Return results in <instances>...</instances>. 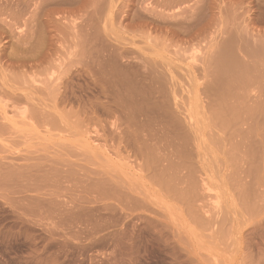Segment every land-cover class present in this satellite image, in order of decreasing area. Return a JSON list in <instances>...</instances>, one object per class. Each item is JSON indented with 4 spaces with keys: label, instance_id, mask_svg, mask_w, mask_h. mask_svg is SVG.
I'll return each instance as SVG.
<instances>
[{
    "label": "rangeland",
    "instance_id": "obj_1",
    "mask_svg": "<svg viewBox=\"0 0 264 264\" xmlns=\"http://www.w3.org/2000/svg\"><path fill=\"white\" fill-rule=\"evenodd\" d=\"M45 1L0 0V264H264V0Z\"/></svg>",
    "mask_w": 264,
    "mask_h": 264
},
{
    "label": "bare ground",
    "instance_id": "obj_2",
    "mask_svg": "<svg viewBox=\"0 0 264 264\" xmlns=\"http://www.w3.org/2000/svg\"><path fill=\"white\" fill-rule=\"evenodd\" d=\"M44 1H45V0H44ZM46 1H47V0H46ZM46 1H45V2H46ZM55 1H56V0H55ZM59 2H60V1H59ZM77 2H78V1H77ZM80 3H81V2H80ZM90 3H92V1H90ZM38 4H39V3H38ZM47 4H49V3H47ZM45 5H46V4H45ZM64 5H65V4H64ZM83 5H84V4H83ZM37 6H38V5H37ZM41 6H42V5H41ZM55 6H56V5H55ZM56 7H57V6H56ZM75 9H76V8H75ZM53 10H54V9H53ZM62 10H63V8H62ZM81 10H82V9H81ZM49 11H50V10H49ZM49 11H48V12H49ZM51 11H52V10H51ZM58 11H59V10H58ZM63 11H64V10H63ZM36 16H37V15H36ZM48 16H49V15H48ZM94 47H95V46H94ZM88 50H89V49H88ZM238 51H239V50H238ZM97 52H98V51H97ZM239 52H240V51H239ZM220 56H222V55H220ZM222 57H223V56H222ZM222 57H221V58H222ZM94 58H95V57H94ZM257 59H258V58H257ZM225 60H226V59H225ZM89 61H90V60H89ZM222 61L224 62V59H223ZM222 61H221V62H222ZM90 62H91V61H90ZM90 62H89V64H91ZM228 62H229V61H228ZM225 63H226V61H225ZM219 64H220V63H219ZM230 64H231V63H230ZM95 66H96V65H95ZM227 66H228V65H227ZM232 66H233V65H232ZM225 67H226V66H225ZM221 68H223V67H221ZM231 68H233V67H231ZM258 69H259V68H258ZM147 70H148V69H147ZM150 71H151V70H150ZM150 71H149V72H150ZM152 71H153V70H152ZM224 71H225V70H224ZM249 71H250V70H249ZM251 71H252V70H251ZM260 71H261V70H260ZM228 72H229V71H228ZM140 73H141V72H140ZM145 73H146V72H145ZM152 73H153V72H152ZM246 73H247V72H246ZM223 74H224V73H223ZM226 74H227V72H226ZM226 74H225V75H226ZM236 74H237V73H236ZM242 74H243V73H242ZM248 74H249V73H248ZM250 74H251V73H250ZM151 75H152V74H151ZM244 75H245V74H243V76H244ZM261 75H263V74H261ZM261 75H260V76H261ZM136 76H137V75H136ZM141 76H142V75H141ZM148 76H149V75H148ZM124 77H125V76H124ZM124 77H123V78H124ZM128 77H129V76H128ZM134 77H135V76H134ZM223 77H224V76H223ZM251 77H252V75H251ZM129 78H130V77H129ZM144 78H145V77H144ZM150 78H151V77H150ZM153 78H154V77H153ZM231 78H232V77H231ZM239 78H240V77H239ZM245 78H248V77H245ZM233 79H234V78H233ZM240 79H241V78H240ZM243 79H244V78H243ZM120 80H121V79H120ZM231 80H232V79H231ZM231 80H230V81H231ZM234 80H235V79H234ZM262 80H263V79H262ZM122 81H123V80H122ZM124 81H125V80H124ZM131 81H132V80H131ZM149 81H150V79H149ZM243 81H244V80H243ZM259 81H260V80H259ZM259 81H258V82H259ZM101 82H102V81H101ZM113 82H114V81H113ZM129 82H130V81H129ZM227 82H228V81H226V83H227ZM232 82H234V81H232ZM239 82H240V81H239ZM99 83H100V82H99ZM152 83H153V82H152ZM154 83H155V82H154ZM230 83H231V82H230ZM249 83H250V82H249ZM261 83H262V82H261ZM241 84H242V83H241ZM230 85H231V84H230ZM232 85H233V87H234V84H232ZM232 85H231V86H232ZM109 86H110V85H109ZM237 86H238V85H237ZM241 86H242V85H241ZM219 87H220V86H219ZM227 87H229V86H227ZM238 87H239V86H238ZM244 87L246 88L247 86H244ZM113 88H114V87H113ZM221 88H222V87H221ZM240 88H241V87H240ZM225 89H226V88H225ZM230 89H231V88H230ZM115 90H116V89H115ZM231 90H233V89H231ZM236 90H237V89H236ZM245 90H246V89H245ZM218 91H219V90H218ZM228 91H229V88H228ZM228 91H227V92H228ZM239 91H240V90H239ZM241 91H242V90H241ZM220 92H221V91H220ZM224 93H225V91H224ZM231 93H233V92H231ZM239 93H240V92H238V94H239ZM160 94H161V93H160ZM225 94H226V93H225ZM217 95H218V94H217ZM221 95H222V94H221ZM228 95H229V94H228ZM228 95H227V96H228ZM235 95H236V94H235ZM153 96H154V95H153ZM215 96H216V95H215ZM225 96H226V95H225ZM137 97H138V96H137ZM228 97H229V96H228ZM231 97H232V96H231ZM225 98H226V97H225ZM232 98H233V97H232ZM144 99H145V98H144ZM162 99H163V98H162ZM218 99H219V98H218ZM218 99H217V100H218ZM229 99H230V98H229ZM240 99H241V98H240ZM242 99H244V97H243ZM212 100H213V98H212ZM230 100H231V99H230ZM230 100H229V101H230ZM220 101L222 102V100H220ZM232 101H233V99H232ZM209 102H210V101H209ZM221 102H219V103H221ZM226 102H227V100H226ZM224 103H225V102H224ZM238 103H240V102H238ZM217 104H218V103H217ZM234 104H235V102H234ZM212 105H213V103H212ZM239 105H240V106H243V105H241V103H240ZM239 105H238V106H239ZM217 106H218V105H217ZM221 106H222V104H221ZM224 106H225V105H224ZM224 106H223V107H224ZM233 106H234V105H233ZM235 106H236V105H235ZM235 106H234V107H235ZM219 107H220V106H219ZM214 108H216V107H214ZM224 108H225V107H224ZM239 108H240V107H238V109H239ZM229 109H230V108H228V110H229ZM114 110H115V109H114ZM212 110H213V109H212ZM214 110H215V109H214ZM231 110H232V108H231ZM164 111H165V110H164ZM176 111H177V110H176ZM178 111H179V110H178ZM222 111H225V110H222ZM241 111H242V110H241ZM246 111H247V110H246ZM246 111H245V112H246ZM159 112H161V111H159ZM159 112H158V113H159ZM179 112H180V111H179ZM219 112H220V111H219ZM229 112H230V111H229ZM235 112H236V111H235ZM239 112H240V111H239ZM112 113H113V112H112ZM112 113H111V114H112ZM222 113H223V112H222ZM222 113H221V114H222ZM227 113H228V112H227ZM248 113H249V112H248ZM164 114H165V113L163 112V116H164ZM166 114H168V113L166 112ZM172 114H176V113L173 112ZM188 114H189V113H188ZM228 114H229V113H228ZM233 114H234V113H233ZM150 115H151V114H150ZM156 115H157V114H156ZM169 115H170V114H169ZM169 115H167V116L165 115V116H166V117H169ZM190 115H191V114H190ZM209 115H210L209 117L211 118V114H209ZM212 115H213V114H212ZM229 115H230V114H229ZM237 115H238V114H237ZM239 115H240V114H239ZM244 115H245V114H244ZM159 116H162V113L159 114ZM163 116H162V117H163ZM165 116H164L163 118H165ZM171 116H173V115H171ZM222 116H223V114H222ZM242 116H243V115H242ZM153 117H154V116H153ZM162 117H161V118H162ZM191 117H192V116H191ZM209 117H208V119H209ZM231 117H232V116H231ZM245 117H246V116H245ZM155 118H157V117H155ZM170 118H171V120H173L172 117H170ZM174 118H175V116H174ZM189 118H190V116H189ZM206 118H207V117H206ZM216 118H218V117H216ZM221 118H222V117H221ZM221 118H220V119H221ZM227 118H228V115H227ZM235 118H236V117H235ZM238 118H240V117H238ZM159 119H160V118H159ZM159 119H158V121H159ZM165 119H167V118H165ZM208 119H207V120H208ZM241 119H242V118H241ZM241 119H240V120H241ZM147 120H148V119H147ZM155 120H156V119H155ZM191 120H192V118H191ZM215 120H217V119H215ZM215 120H214V121H215ZM222 120H223V119H222ZM227 120H228V119H227ZM156 121H157V120H156ZM161 121H162V120H161ZM169 121H170V120H169ZM208 121H209V120H208ZM231 121H232V120H231ZM241 121H243V120H241ZM165 122H166V120H165ZM173 122H175V121H173ZM177 122H179V121H177ZM209 122H210L211 124H210ZM209 122H208L209 124H208V123H207V124H208L209 127L211 126V130H210V132H211V131L213 130L212 126L215 125V127H216V124H213V123H214V122H213V118H212V121L210 120ZM216 122H217V121H216ZM223 122H226V121L223 120ZM236 122H238V121H236ZM175 123H176V122H175ZM196 123H198V122H196ZM196 123H195L194 125H196ZM228 123H230V122H227V124H228ZM233 123H235V122H233ZM233 123H231V125H232ZM132 124H133V123H132ZM164 124H165V123H164ZM168 124H169V122H168ZM207 124H206V125H207ZM212 124H213V125H212ZM218 124H219V123H218ZM237 124H238V123H237ZM235 125H236V124H235ZM235 125H234V126H235ZM170 126H171V125H170ZM173 126H175L174 123H173ZM173 126L171 127L172 129H173ZM180 126H181V125H180ZM180 126H179V127H180ZM208 126H206V127L208 128ZM219 126H220L222 129L225 128V127L223 128L221 125H219ZM219 126H218V127H219ZM236 126H238V125H236ZM236 126H235V127H236ZM127 127H128V126H127ZM130 127H131V126H130ZM136 127H138V126H136ZM152 127H153V126H152ZM164 127H165V125H164ZM213 127H214V126H213ZM215 127H214V130L218 129V127H216V129H215ZM220 127H219V129H220ZM231 127H232V126H231ZM159 128H160V127H159ZM175 128H177V125L175 126ZM197 128H198V127H197ZM203 128H204V127H203ZM226 128H227V127H226ZM126 129H127V128H126ZM128 129H129V128H128ZM150 129H151V127H150ZM162 129H163V128H162ZM167 129H168V128H167ZM172 129H170V130H172ZM177 129H181V128H177ZM209 129H210V128H209ZM219 129H218V131L221 132L222 130L220 129V130H221V131H220ZM227 129H228V128H227ZM165 130H166V127H165ZM165 130H164V131H165ZM173 130H174V129H173ZM173 130H172L171 132H173ZM199 130H200V129H199ZM199 130L193 128V132H194L195 134L198 135V137H197L196 140H195V141H196V142H195V143H196V147H197V148H196V147H195V148H196L197 150H198V148L201 147V144H202V140H201L202 138L200 139V133H201V132H200ZM203 130H204V129H203ZM203 130L201 129L202 132H204ZM205 130L208 131V129H206V128H205ZM133 131H134V130H133ZM136 131H137V130H136ZM148 131H149V130H148ZM155 131H157V130H155ZM158 131H159V130H158ZM162 131H163V130H162ZM167 131H168V130H166V132H167ZM177 131H178V130H177ZM180 131H181V130H180ZM223 131H224V130H223ZM225 131H226V130H225ZM227 131H228V130H227ZM227 131H226V133H227ZM127 132H128V131H127ZM131 132H132V131H131ZM145 132H147V131H145ZM150 132H151V131H150ZM152 132H153V131H152ZM171 132H170V133H171ZM191 132H192V131H191ZM139 133H140V132H139ZM154 133H156V132H154ZM154 133H152V134H154ZM164 133H165V132H164ZM168 133H169V131H168ZM204 133H205V132H204ZM211 133H212V132H211ZM224 133H225V132H224ZM137 134H138V133H137ZM149 134H150V133H149ZM149 134H148V135H149ZM157 134H158V133H157ZM159 134H160V133H159ZM165 134H166V133H165ZM171 134H175V131H174V133H171ZM171 134H170V135H171ZM179 134H181V133H179ZM192 134H193V133H192ZM201 134L203 135V133H201ZM213 134H214V133H213ZM221 134H222V133H221ZM228 134H229V133H228ZM138 135H139V134H138ZM162 135H163V134H162ZM181 135H182V134H181ZM183 135H185V133H184ZM206 135H210V134L206 133ZM211 135H212V134H211ZM211 135H210V136H211ZM141 136H142V133H141ZM166 136L169 137L168 134H167ZM171 136H172V135H171ZM179 136H180V135H179ZM210 136H209V137H210ZM213 136H214V135H213ZM216 136H218V135H216ZM222 136H223V135H222ZM231 136H232V135H231ZM133 137H134V136H133ZM145 137H146V136H145ZM145 137H143V138H145ZM148 137L150 138V135H149ZM148 137H147V138H148ZM156 137H157V136H156ZM160 137L162 138V136H160ZM160 137H159V138H160ZM163 137H164V135H163ZM167 137H166V138H167ZM174 137H175V136H174ZM177 137H178V136H177ZM190 137H191V136H190ZM223 137H228V136H223ZM143 138L141 137V140H142V141L144 140ZM161 138H160V140H161ZM166 138H165V139H166ZM182 138H183V137H182ZM187 138H188V137H187ZM203 138H205V136H203ZM207 138H208V137H207ZM230 138H231V137H230ZM154 139H155V138H154ZM163 139H164V138H163ZM165 139H164V140H165ZM168 139L173 140L171 137H169ZM174 139H175V138H174ZM176 139H177V138H176ZM178 139H179V138H178ZM185 139H186V138H185ZM194 139H195V138H194ZM199 139H200L201 141H200ZM217 139H218V138H217ZM227 139H228V138H227ZM136 140H137V139H136ZM146 140H147V139H146ZM150 140H151V139H150ZM152 140H153V139H152ZM182 140H183V139H182ZM203 140H204V139H203ZM205 140H206V139H205ZM209 140H210V139H209ZM212 140H213V138H212ZM157 141H158V140H157ZM161 141H163V140H161ZM166 141H167V140H166ZM166 141H165V142H166ZM174 141L176 142V140H173V142H174ZM185 141H186V140H185ZM216 141H218V140H216ZM230 141H231V140H230ZM134 142H135V141H134ZM134 142H133V143H134ZM140 142H141V141H140ZM146 142H147V141H146ZM146 142H144V143H146ZM155 142H156V140H155ZM168 142H169V141H168ZM170 142H172V141H170ZM170 142H169V144H171ZM175 142H174V143H175ZM179 142H180V141H179ZM183 142H184V141H183ZM187 142H188V141H187ZM189 142H191V141H189ZM200 142H201V143H200ZM207 142H208V141H207ZM210 142H211V140H210ZM138 143H139V141H138ZM142 143H143V142H142ZM159 143H161V142H159ZM204 143H205V142H204ZM214 143H215V142H214ZM148 144H150V143H148ZM156 144H158V143H156ZM169 144H168V145H169ZM205 144H206V143H205ZM215 144L217 145V142H216ZM215 144H214V145H215ZM138 145H139V144H138ZM143 145H145V144H142V149H143ZM154 145H155V144H154V140H153V147H154ZM158 145H159V147H160V144H158ZM171 145H172V144H171ZM177 145H178V143H177ZM180 145H182V144H180ZM188 145H189V144H188ZM216 145H215V146H216ZM139 146H140V145H139ZM149 146L152 148L151 145H149ZM155 146H157V145H155ZM163 146H164V145H163ZM173 146H175V145H172V147H173ZM182 146H183V145H182ZM194 146H195V145H194ZM199 146H200V147H199ZM202 146H203V145H202ZM211 146H212V145H211ZM136 147H137V146H136ZM169 147H171V146H169ZM169 147H168V148H169ZM172 147H171V148H172ZM154 148H155V147H154ZM157 148H158V147H157ZM157 148H155L154 150H156ZM162 148H163V147H162ZM162 148H161V149H162ZM178 148H179V146H178ZM183 148H184V147H183ZM185 148H186V147H185ZM201 148H202V147H201ZM201 148H200V149H201ZM203 148H204V147H203ZM137 149H139V148H136V150H137ZM161 149H159V150H161ZM169 149H170V148H169ZM169 149H168V150H169ZM179 149H181V148H179ZM125 150H126V148H125ZM144 150H145V148H144ZM144 150H143V151H144ZM148 150H149V147H148ZM152 150H153V149H152ZM165 150H166V148L164 147V150H163V151H165ZM174 150H175V148H174ZM202 150H203V149H202ZM140 151H141V150H140ZM149 151H151V150H149ZM161 151H162V150H161ZM181 151H184V150H181ZM198 151H200V150H198ZM134 152H135V151H134ZM144 152H145V151H144ZM156 152H158V150H157ZM166 152H167V151H166ZM170 152H171V151H170ZM172 152H173V151H172ZM172 152H171V153H172ZM174 152H175V151H174ZM206 152H207V151H206ZM141 153H142V151H141ZM149 153H150V152H149ZM158 153H159V152H158ZM162 153H163V152H162ZM175 153H176V152H175ZM178 153H179V152H178ZM183 153H185V152H182V154H183ZM187 153H188V152H187ZM199 153H200V152H199ZM145 154H146V153H145ZM145 154H143V156H144ZM150 154H151V153H150ZM150 154H149V156L151 157ZM154 154H155V153H154ZM159 154H160V153H159ZM164 154L166 155V153H164ZM167 154H168V152H167ZM172 154H173V153H172ZM190 154H191V153H190ZM155 155H156V154H155ZM168 155H170V153H169ZM188 155H189V153H188ZM202 155H203V154H202ZM205 155H206V154H205ZM118 156H119V155H118ZM138 156L140 157L139 152H138ZM141 156H142V155H141ZM149 156H148V157H149ZM158 156H159V155H158ZM158 156H157V157H158ZM198 156H199V155H198ZM152 157H153V158H149L150 160L153 159V160H151V161H155L156 159L159 158V157L156 158V156H155V158H156V159H155V158H154V155H153ZM160 157H161V156H160ZM173 157H174V156H173ZM179 157H180V156H179ZM187 157H188V156H187ZM118 158H119V157H118ZM122 158H123V157H122ZM134 158L136 159V157H134ZM144 158H146V155H145ZM161 158H162V157H161ZM163 158H165L164 155H163ZM163 158H162V159H163ZM166 158H167V156H166ZM166 158H165V159H166ZM175 158H176V157H175ZM177 158H178V157H177ZM184 158H185V157H184ZM203 158H204V156H203ZM205 158H206V156H205ZM137 159H138V158H137ZM141 159H142V157H141ZM170 159H171V158H170ZM178 159H179V160H182L183 158L181 159V157H180V158H178ZM178 159H177V161H178ZM119 160H120V159H119ZM144 160H146V159H144ZM144 160H143V162H144ZM175 160H176V159H175ZM175 160H174V161H175ZM184 160H185V159H184ZM165 161H166V160H165ZM167 161H168V160H167ZM171 161H172V160H171ZM145 162H146V161H145ZM147 162L149 163L150 161H147ZM155 162H156V161H155ZM172 162H173V161H172ZM185 162H186V160H185ZM206 162H207V161H206ZM148 163H147V166H148ZM150 163H151V162H150ZM150 163H149V165H151ZM153 163H154V162H153ZM157 163H159V161H158ZM157 163H156V165H158ZM160 163H161V162H160ZM163 163H164V162H163ZM168 163H169V162H168ZM142 164H144V163H142ZM169 164H170V163H169ZM175 164H176V162H175ZM187 164H188V163H187ZM206 164H207V163H206ZM132 165H133V164H132ZM145 165H146V164H145ZM152 165H153V164H152ZM152 165H151V166H152ZM165 165H166V164H165ZM171 165H172V163H171ZM188 165H190V164H188ZM208 165H210V163H209ZM136 166H137V165H136ZM142 166H143V165H142ZM191 166H192V165H191ZM121 167H122V166H121ZM139 167H140V166H139ZM153 167H155V164H154ZM157 167H158V166H157ZM159 167H160V166H159ZM165 167H166V166H165ZM175 167H177V166L175 165ZM175 167H174V168H175ZM186 167H187V165H186ZM186 167H184V168H186ZM140 168H141V167H140ZM160 168H161V167H160ZM160 168H159V169H160ZM166 168H167V167H166ZM178 168H179V167H178ZM180 168H181V167H180ZM180 168H179V169H180ZM182 168H183V167H182ZM182 168H181V169H182ZM192 168H194V166H193ZM192 168H191V169H192ZM130 169H131V168H130ZM142 169H143V167L140 169L141 172H142ZM148 169H152V168H149V167H148ZM157 169H158V168H157ZM169 169H170V168H169ZM169 169L167 170V173H168V171H170ZM153 170H155V169H153ZM171 170H173V169L171 168ZM176 170H177V169H176ZM146 171H148V170H146ZM149 171H150V170H149ZM149 171H148V172H149ZM157 171H158V170H157ZM160 171H161V170H160ZM160 171H159V172H160ZM173 171H175V170H173ZM187 171H188V168H187ZM201 171H202V170H201ZM203 171H205V170H203ZM143 172L146 173V172L144 171V169H143ZM151 172H153V171H151ZM159 172H158V173H159ZM170 172H171V171H170ZM175 172H176V171H175ZM175 172H174V173H175ZM177 172H179V171H177ZM189 172H190V171H189ZM191 172H193V171H191ZM194 172H195V171H194ZM198 172H199V171H198ZM205 172H206V171H205ZM208 172H209V171H208ZM211 172H212V171H211ZM154 173H155V172H154ZM181 173H182V172H181ZM185 173H186V172H185ZM206 173H207V172H206ZM146 174H147V173H146ZM150 174H151V173H150ZM155 174H157V173H155ZM155 174H151V175H149V176H150L149 178H151L152 175L155 176ZM162 174H163V173H162ZM162 174H161V175H162ZM188 174H189V173H188ZM191 174H192V173H191ZM204 174H205V173H204ZM127 175H128V174H127ZM161 175H159V176H160V179L162 178ZM168 175H169V174H168ZM168 175H167L166 177H168ZM182 175H183V174H182ZM182 175H181V177H182ZM185 175H187V174H184V176H185ZM189 175H190V174H189ZM193 175H194V173H193ZM207 175H209V174H207ZM139 176H140V175H139ZM144 176H145V175H144ZM146 176H147V175H146ZM154 176H153V177H154ZM164 176H165V174H163V178H164ZM177 176H179V175H177ZM153 177H152V178H153ZM170 177H171V176L168 177L169 179L166 178L167 180H166V179L163 180V183H164V181H168V180H169V183L167 182V183H168V184H167V188H169V187L171 186V185H169V184H172V183H170V181L173 182V181L176 180L175 178H173L174 180H173V179L170 180V179H171ZM172 177H173V174H172ZM175 177H176V176H175ZM181 177H180V178H181ZM185 177H187V176H185ZM189 177H191V176H189ZM209 177H210V176H209ZM121 178H122V177H121ZM121 178H120V179H121ZM154 178L157 179L158 177H154ZM154 178H153V179H154ZM193 178H195V177H193ZM117 179H118V178H117ZM156 179H155V181H156ZM160 179L158 178L157 181H160ZM181 179H182V178H181ZM184 179H187V178H184ZM184 179H183V181H184ZM190 179H191V178H190ZM161 180H162V179H161ZM192 180H193V179H192ZM203 180H204V179H203ZM119 181L121 182V180H119ZM176 181H177V180H176ZM180 181H181V180H180ZM180 181H179V182H180ZM205 181H206V180H205ZM123 182H124V181H123ZM151 182L153 183L151 186L155 185V184H154V180L151 181ZM160 182H161V181H160ZM179 182H178V184H179ZM118 183H119V182H118ZM155 183H158V182H155ZM161 183H162V182H161ZM161 183L158 184V185L161 186ZM173 183H174V182H173ZM123 184H125V183H123ZM128 184H129V183H128ZM187 184H188V183H187ZM119 185H120V184H119ZM156 185H157V184H156ZM156 185H155V186H156ZM163 185H164V184H162V186H163ZM165 185H166V184H165ZM168 185H169V186H168ZM176 185H177V183H176ZM183 185H184V183L181 184L182 187H183ZM191 185H192V184H191ZM191 185H187V186H191ZM205 185H207V183H204V184L202 183V186H203L204 188L206 187ZM124 186H125V185H124ZM160 186H158L157 189H159ZM178 186H180V184H179ZM187 186L185 185V187H187ZM193 186H194V183H193ZM193 186L191 187V189L193 188ZM153 187H154V186H153ZM165 187H166V186H165ZM171 187L173 188V190H172ZM171 187H170V188H171V189H170V192H168L169 189H167V188H165L166 191H165L164 188H163L164 191L161 190V191H163V192H168V193L166 194L168 199H169L168 195L171 194V193L173 194V197H170V200H169V201H173V202H174L175 197H177L178 199L180 198L179 200L176 199V200L180 201V200H182V197L185 198V195H186L187 197H189V200H190V199H192V196H195V195L193 194V189L191 190L190 187H189V189H190L189 191H190V192H187V191H188V190H187L188 187H187V189H186V188H183V189H186V190H187V191H186V190H185V191L189 194V196H188V194L185 193L184 191H183V195H182V191H181V190H180L181 194H179V192H178V188H176L177 186H176V187L171 186ZM207 187H208V186H207ZM207 187H206L207 190H206V189H204V190L209 191ZM129 188H130V187H129ZM174 188H175L176 190H175ZM198 188H199V187H198ZM117 189H118V188H117ZM117 189H116V190H117ZM121 189H122V188H121ZM131 189H132V188H131ZM133 189H134V188H133ZM157 189L155 188V190H157ZM161 189H162V187H161ZM119 190H120V189H119ZM151 190H154V189H151ZM159 190H160V189H159ZM167 190H168V191H167ZM197 190H198V189H197ZM126 191H127V190H126ZM129 191H130V189H129ZM161 191H160V193H162ZM191 191H192V192H191ZM202 191H203V190H202V188H201V191H200L201 194H203ZM206 191H204V192L206 193L205 195H207V192H206ZM156 192H157V191H156ZM156 192H155V193H156ZM174 192H175V194H176V192H178V193H177L178 195L176 194L177 196H176V195L174 196ZM198 192H199V191H198ZM158 193H159V192H158ZM190 193H192L193 195L191 194V196H190ZM194 193H195V192H194ZM196 193H197V192H196ZM196 193H195V194H196ZM115 194H116V193H115ZM122 194H123V193H122ZM124 194H125V193H124ZM184 194H185V195H184ZM197 194H198V193H197ZM197 194H196V197H194V198H196V200L198 199V198H197V197H198ZM208 194H209V193H208ZM156 195H157V194H156ZM179 195H181L182 197H180ZM125 196H128V194H127V195L125 194ZM136 196H137V195H136ZM162 196H163V195H162ZM169 196H170V195H169ZM118 197H119V196H118ZM157 197H158V196H157ZM190 197H191V198H190ZM203 197H204V196H203ZM203 197H199V199H200V198H203ZM123 198H124V197H123ZM127 198H128V197H127ZM129 198H130V196H129ZM164 198L167 199L166 197H164ZM207 198H208V197H207ZM171 199H173V200H171ZM186 199H187V198H185V201H186ZM203 199H204V198H203ZM118 200H119V199H118ZM176 200H175V201H176ZM194 200H195V199H194ZM201 200H202V199H201ZM127 201H128V200H127ZM135 201H137V200H135ZM166 201H167V200H166ZM178 201H177V202H178ZM185 201H184V202H185ZM190 201H191V202H195V201H193V199L190 200ZM198 201H199V200H198ZM198 201H196V202H198ZM119 202H120V201H119ZM146 202H147V201H146ZM180 202H181V201H180ZM180 202H179V203H180ZM182 202H183V201H182ZM186 202H187V201H186ZM199 202H200V201H199ZM126 203H127V202H126ZM153 203H154V202H153ZM153 203H152V204H153ZM188 203H189V202H188ZM188 203H187V204H188ZM201 203H202V202H201ZM120 204H122V202H121ZM130 204H131V203H130ZM158 204H159V203H158ZM187 204H186V205H187ZM189 204H191V203H189ZM189 204H188L187 206H189ZM135 205H136V203H135ZM147 205H148V204H147ZM180 205H181V204H180ZM183 205H184V204H183ZM186 205H185V207H184L185 209H184V208H182L181 210H180V208L178 209L179 213H180L182 210H185V211H186V209L189 210V208H186V207H187ZM192 205H193V203L191 204V207H193ZM150 206H151V205H150ZM194 206H195V205H194ZM202 206H203V205L201 204V208H202ZM118 207H119V206H118ZM120 207H122V206H120ZM131 207H132V205H131ZM133 207H134V206H133ZM133 207H132V208H133ZM155 207H156V206H155ZM197 207L200 208V206H197ZM204 207H206V205H205ZM122 208H123V207H122ZM199 208H198V209H199ZM201 208H200V209H201ZM194 209H195V208H194ZM194 209H193V210H194ZM200 209H199V211H200ZM202 209H203V208H202ZM208 209H209V208H208ZM176 210H177V209H176ZM193 210H192V212H193V214H195V213H194L195 210H194V211H193ZM125 211H127V210H125ZM203 211H204V210H203ZM206 211H207V210H206ZM186 212H187V211H186ZM190 212H191V211L189 210V212H187L186 214H189ZM192 212H191V213H192ZM195 212H196V211H195ZM157 213H158V212H157ZM184 213H185V212H184ZM123 214H124V213H123ZM181 214H182V212H181ZM202 214H204V213L202 212Z\"/></svg>",
    "mask_w": 264,
    "mask_h": 264
}]
</instances>
